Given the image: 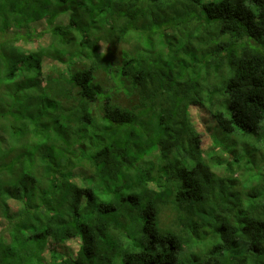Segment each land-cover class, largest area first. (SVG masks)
I'll return each mask as SVG.
<instances>
[{
    "label": "trees",
    "instance_id": "trees-1",
    "mask_svg": "<svg viewBox=\"0 0 264 264\" xmlns=\"http://www.w3.org/2000/svg\"><path fill=\"white\" fill-rule=\"evenodd\" d=\"M0 34V264H264V0H0Z\"/></svg>",
    "mask_w": 264,
    "mask_h": 264
},
{
    "label": "rangeland",
    "instance_id": "rangeland-1",
    "mask_svg": "<svg viewBox=\"0 0 264 264\" xmlns=\"http://www.w3.org/2000/svg\"><path fill=\"white\" fill-rule=\"evenodd\" d=\"M8 37L9 36H7V35L4 36V35L0 34V43L4 44L6 42L5 40ZM127 45L125 43L112 45L111 47H109V50L111 52L110 56L114 57L115 60L119 59L120 55H121V50L124 48H128L129 46H127ZM104 48H105V46H104ZM97 76H98L97 79L99 81L103 82L104 86H106V88H108L110 92H116L114 89V87H115L114 82L112 80H110V78L107 76L106 73H104L103 71H98ZM114 101L120 105L125 106V107H132V106L136 105V103H138L139 95H138V92L135 91L131 97H127L122 91H119L118 93L117 92L115 93ZM196 111H197V108L196 107L193 108L194 114H196ZM203 129H204L203 127H199V130L202 131L203 135H204L203 146L205 148H209V150H210L211 146L213 145V139H212V136L210 135V133L207 131L204 132ZM220 134L224 138L223 133L221 132ZM260 141L261 142H257L255 144H253L254 146L249 147L247 150L248 145L253 142L252 137L247 136V137H242L241 139L237 138L232 143V147L238 148V146L240 145L241 150H243V154L245 156V162L248 163L247 165H250L251 167L256 166L258 169H260V167L264 166V136ZM222 155H223V153H222ZM90 174L91 173L89 172L87 177H90ZM76 175L81 177V174L79 172ZM253 176L257 179L261 177L260 174H258V173L249 174L246 171L245 176H242L241 178H244V180H246V182H247V181L252 180L251 178ZM12 203H13V201H12ZM14 203L16 204V202H14ZM14 203H13V206H14V208H16V205ZM168 216H169V220H170L172 217L175 216V212L174 211H172V212L167 211L163 214L162 220H163L164 224L169 223L167 220ZM2 228H3V225L0 226V234H2L4 232L6 234V231H2ZM74 242H76V241H74ZM74 242L69 244V246L75 249L76 246H75Z\"/></svg>",
    "mask_w": 264,
    "mask_h": 264
}]
</instances>
